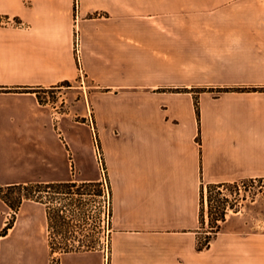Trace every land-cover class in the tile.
<instances>
[{
  "label": "crops",
  "instance_id": "obj_1",
  "mask_svg": "<svg viewBox=\"0 0 264 264\" xmlns=\"http://www.w3.org/2000/svg\"><path fill=\"white\" fill-rule=\"evenodd\" d=\"M75 82L85 119L40 101ZM236 88H264V0H0V189L98 183L97 141L110 264H264L251 206L198 249L202 187L264 180V91ZM22 199L10 224L0 196V264H49L48 209Z\"/></svg>",
  "mask_w": 264,
  "mask_h": 264
},
{
  "label": "rangeland",
  "instance_id": "obj_2",
  "mask_svg": "<svg viewBox=\"0 0 264 264\" xmlns=\"http://www.w3.org/2000/svg\"><path fill=\"white\" fill-rule=\"evenodd\" d=\"M80 81H84V77L80 78L79 73V82ZM79 82L67 83L63 85L64 88L59 91L55 89L41 90L39 95L40 101L42 103L47 101L57 102L61 112L68 111V108L64 106L65 100L75 101L74 104L76 106V113L77 115H80L77 120H83L85 119L83 118V115H88L90 112L89 106L87 103L76 105L77 99L74 97L78 89L68 88L72 86L78 87L80 85ZM60 91L63 93L59 94L58 92ZM69 91H71V93H68ZM106 186L107 190L105 189V199H107V197L111 198V190L108 179ZM93 192L97 197L93 198L91 196ZM0 196L2 200L8 204L6 212H10L12 214L10 224L13 222V218L15 217L14 213L19 211L20 204L23 202L22 197H24L25 201L31 200L38 202L48 209L50 218L52 219L49 225V241L52 249V255L61 246V244L67 243V240L70 239L71 243L78 240V235L72 236L66 233L69 229L75 228V224L72 222V219L80 218L81 220L83 214L87 210L89 201L92 199L97 200V202H99V200H103L99 198V196H102L100 183L91 182L63 187L58 185L49 187L44 184H33L25 187L24 189H21L20 187L1 188ZM250 206L253 207L251 209V218L252 220L253 218L256 219V227L252 225L251 231H255L258 234L257 259H261L264 253V181H246L238 185L212 189L208 186H204L202 227L199 231L198 245H203L204 251L210 249L214 240L222 231L224 223L223 218L226 220L228 216L232 217L233 213L238 211H243V213L248 216ZM62 209L67 216L66 218L65 215L60 213ZM59 216L61 217L60 223ZM80 227L82 228V224H80ZM82 234L83 232H81V235ZM95 237L84 238V245H87L88 247H85L83 250L93 249L98 246L100 236L97 235ZM208 244L210 246L209 248H206V245ZM259 247L262 250H260ZM224 258L231 259L232 257H228V254H226ZM241 259L243 260L245 258L241 257Z\"/></svg>",
  "mask_w": 264,
  "mask_h": 264
},
{
  "label": "built area",
  "instance_id": "obj_3",
  "mask_svg": "<svg viewBox=\"0 0 264 264\" xmlns=\"http://www.w3.org/2000/svg\"><path fill=\"white\" fill-rule=\"evenodd\" d=\"M75 50L78 60V71L80 73V78H83L84 68L80 57V37L78 32H76ZM89 124L91 125L92 131L94 132V122L90 120ZM94 154L102 174L101 181L98 183H100V186L102 188V196H99V198L103 200H99V202H97V200L92 199L91 201H89L87 210L83 214L82 219H72V222L75 224V228L69 229V231H67L66 233L72 236L78 235V240L71 243V240L69 239L67 240V243L61 244V246L51 256L49 264H59V252H68L78 249H84L85 247L87 248L88 246L84 245V238H91L97 235L100 236V241L98 246L93 249H102L105 254V264H110L109 253L110 236L112 231V205L110 197H107V199H105V189L107 190V175L103 154L97 141H95L94 143ZM91 196L93 198L97 197L94 192ZM60 213L62 215H65V218L67 217L63 209ZM80 224H82L83 229L80 227ZM81 232H83L82 235Z\"/></svg>",
  "mask_w": 264,
  "mask_h": 264
},
{
  "label": "trees",
  "instance_id": "obj_4",
  "mask_svg": "<svg viewBox=\"0 0 264 264\" xmlns=\"http://www.w3.org/2000/svg\"><path fill=\"white\" fill-rule=\"evenodd\" d=\"M230 90L231 89H226V90H223V91H230ZM233 90L240 91V92H244V91H264V88H236V89H233ZM255 181H264V180H261V179L260 180H252L250 182H255ZM55 185H58V184H50L48 186L52 187V186H55ZM58 186L63 187V186H68V185H58ZM207 186L210 189H212V188L226 187V186H230V185H226V184H211V185H207ZM203 198H204V187H202V205H203ZM223 221H225V218H223ZM209 246H210L209 244L206 245V248H209ZM198 249L199 250H204V246L203 245H198Z\"/></svg>",
  "mask_w": 264,
  "mask_h": 264
}]
</instances>
